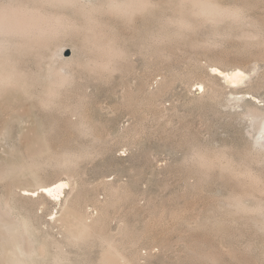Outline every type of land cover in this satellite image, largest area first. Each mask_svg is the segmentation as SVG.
Wrapping results in <instances>:
<instances>
[{
	"label": "rangeland",
	"instance_id": "374dc122",
	"mask_svg": "<svg viewBox=\"0 0 264 264\" xmlns=\"http://www.w3.org/2000/svg\"><path fill=\"white\" fill-rule=\"evenodd\" d=\"M64 1L0 0L54 28L0 36V255L264 264V0ZM59 177L73 239L25 192Z\"/></svg>",
	"mask_w": 264,
	"mask_h": 264
},
{
	"label": "bare ground",
	"instance_id": "6f19581e",
	"mask_svg": "<svg viewBox=\"0 0 264 264\" xmlns=\"http://www.w3.org/2000/svg\"><path fill=\"white\" fill-rule=\"evenodd\" d=\"M66 1V0H65ZM64 1V2H65ZM140 1V0H139ZM191 1V0H190ZM195 1V0H194ZM193 1V2H194ZM52 2V1H51ZM69 2V1H68ZM67 2V3H68ZM61 4V1L59 2ZM63 3V2H62ZM66 3V4H67ZM132 3V2H131ZM137 3V2H136ZM195 3V2H194ZM201 3V2H200ZM130 4V3H128ZM134 4V3H133ZM64 5V4H63ZM113 5V4H112ZM131 5V4H130ZM129 5V6H130ZM144 5V4H143ZM134 6V5H133ZM206 6V5H205ZM118 7V6H117ZM215 7V6H214ZM134 8V7H133ZM203 8V7H202ZM208 8V6H207ZM210 8V7H209ZM13 9V8H12ZM20 10V8H18ZM2 10V9H1ZM0 10V36H6V35H9L7 33H14V34H19V35H30V34H37L39 32H46V30H49L50 31V28H53L51 26L50 23H53L52 20L50 21H47L46 19H43L41 18V16H35L34 14H29L28 12H23L22 11H17V10H4V11H1ZM28 10V8H27ZM29 10H32V9H29ZM131 10V9H130ZM208 10V9H207ZM25 11V9H24ZM200 11H202L200 9ZM206 11V10H205ZM31 12V11H30ZM39 12V11H38ZM204 12V11H202ZM208 12H211V10ZM208 12L206 11L205 14ZM213 12V11H212ZM209 14H212V13H209ZM217 14V13H216ZM37 15V14H36ZM200 15V14H199ZM204 15V14H203ZM221 15V14H220ZM213 16V15H212ZM215 16V15H214ZM43 17V16H42ZM59 17V16H58ZM53 19V17L51 18ZM55 21V19H54ZM59 20L57 19L56 22H58ZM62 21V20H61ZM64 21V20H63ZM55 24V22H54ZM58 24V23H57ZM56 27V26H54ZM57 28V27H56ZM52 30V29H51ZM54 30V28H53ZM55 30H58V29H55ZM53 32V31H52ZM56 32V31H55ZM58 32V31H57ZM6 34V35H5ZM51 34V33H50ZM38 35H41L40 33ZM16 36V35H15ZM37 36V35H36ZM35 36V37H36ZM40 37V36H39ZM2 38V37H0ZM39 39V38H38ZM2 40V39H1ZM4 40V39H3ZM32 40V39H31ZM35 40V39H34ZM37 40V39H36ZM40 41V40H39ZM3 43V42H2ZM1 43V44H2ZM0 44V45H1ZM3 45V44H2ZM2 47V46H1ZM1 51V49H0ZM106 52V51H105ZM111 53V52H110ZM214 74L216 75H219L221 76L225 82L227 83H232V82H237V81H241L243 79H245L247 77V75L244 73V71H242L241 69H238V68H235V69H232L228 72L224 71V70H221V68L219 69L218 67H213L212 68ZM5 72V71H4ZM3 72V73H4ZM0 73H2L0 71ZM3 73L0 77V79H2V76H3ZM6 78V77H4ZM3 78V79H4ZM8 78V77H7ZM11 78V77H10ZM13 78V77H12ZM2 81V80H1ZM8 81V79H7ZM4 82V80H3ZM1 84V83H0ZM198 84V83H197ZM3 85V84H2ZM1 85V86H2ZM199 88L202 90V93L204 92V86L199 83ZM253 113V112H252ZM258 113V112H257ZM257 115V114H255ZM259 115V114H258ZM253 117H257L259 119V122H262V125L259 123V125H261L262 127L260 128V126L258 127L259 131H258V137L257 140L258 143H260V141L264 142V115L260 114V117L259 116H254L252 115ZM262 116V117H261ZM257 120V119H256ZM257 134V133H256ZM128 138V137H127ZM264 147H262L263 149ZM261 149V150H262ZM264 151V149H263ZM264 153V152H263ZM65 166V165H64ZM72 191V186H71V179L70 177H65V178H56L55 180H53L51 183H48V184H44L42 186H40L37 190H34V191H28V190H25L26 192V195H35L37 194V197H42L43 199H45L49 204H52L54 202L57 203V205H60L59 208L61 209V213L64 214L65 218L64 220H61V225L63 227H65L66 231L68 232V235H69V238L70 239H73L75 238L76 236H78V232H79V229L83 226V227H87V224H84L82 223V220H81V216L74 210V208L68 204V196L70 194V192ZM40 192V193H38ZM53 213V212H52ZM58 214V211L55 212V215L52 217L53 219V222L56 221V218L58 217L57 216ZM52 215V214H51ZM59 215V214H58ZM101 219V218H100ZM5 222V221H3ZM2 222V223H3ZM14 222V221H13ZM96 224H97V220H96ZM9 225L10 227V224H7ZM6 225H4L3 227H5ZM17 226V225H15ZM6 228V227H5ZM3 228L4 230L7 231V228L5 229ZM18 228V227H17ZM16 228V229H17ZM11 229V228H10ZM15 229V230H16ZM19 229V228H18ZM9 230V229H8ZM5 231V232H6ZM15 232V231H14ZM8 233V232H6ZM21 234V232H20ZM17 235V234H15ZM19 235V234H18ZM22 235V236H21ZM20 237H23L24 235L21 234ZM10 236V235H9ZM8 236V237H9ZM14 236V235H13ZM12 236V237H13ZM10 237V239L12 238ZM9 238H6V240H10ZM15 239H18V237L16 238L15 236ZM14 238H12L11 241H16L15 243V251L13 249H11V251L13 250L14 252L11 253V254H6L5 256H3L2 254V257H1V261H0V264H30L28 262V258H29V253L30 255L32 254L31 252L28 253V250H26L25 246H21L22 244H20L19 242H17V240H15ZM5 241V240H4ZM10 241V242H11ZM24 242V241H23ZM22 243V242H21ZM26 243V242H25ZM11 245L14 244V242H11L10 243ZM25 245V244H24ZM33 246V245H32ZM8 248L6 250L9 249V247L11 246H7ZM5 250V252H6ZM33 250V249H32ZM29 251H31V249H29ZM34 252V251H33ZM132 257V256H131ZM54 259V258H53ZM58 260V259H57ZM59 263L56 261V264ZM55 264V262H54Z\"/></svg>",
	"mask_w": 264,
	"mask_h": 264
}]
</instances>
